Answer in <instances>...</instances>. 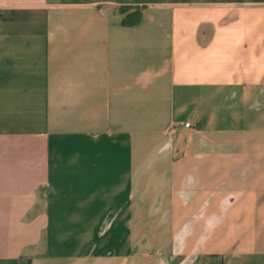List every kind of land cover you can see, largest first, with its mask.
Here are the masks:
<instances>
[{
	"label": "crops",
	"instance_id": "1",
	"mask_svg": "<svg viewBox=\"0 0 264 264\" xmlns=\"http://www.w3.org/2000/svg\"><path fill=\"white\" fill-rule=\"evenodd\" d=\"M0 264H264V0H0Z\"/></svg>",
	"mask_w": 264,
	"mask_h": 264
},
{
	"label": "trees",
	"instance_id": "2",
	"mask_svg": "<svg viewBox=\"0 0 264 264\" xmlns=\"http://www.w3.org/2000/svg\"><path fill=\"white\" fill-rule=\"evenodd\" d=\"M131 7H121L120 10L122 13H126L128 10H130ZM141 12L139 10L133 11L132 13L128 14L124 20L123 24H134L137 23L140 20Z\"/></svg>",
	"mask_w": 264,
	"mask_h": 264
},
{
	"label": "built area",
	"instance_id": "3",
	"mask_svg": "<svg viewBox=\"0 0 264 264\" xmlns=\"http://www.w3.org/2000/svg\"><path fill=\"white\" fill-rule=\"evenodd\" d=\"M190 126H191L190 123H186V124H185V127H186V128H189Z\"/></svg>",
	"mask_w": 264,
	"mask_h": 264
}]
</instances>
